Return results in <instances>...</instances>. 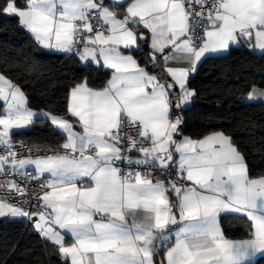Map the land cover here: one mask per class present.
Masks as SVG:
<instances>
[{"label":"snow or ice","instance_id":"6c2138e0","mask_svg":"<svg viewBox=\"0 0 264 264\" xmlns=\"http://www.w3.org/2000/svg\"><path fill=\"white\" fill-rule=\"evenodd\" d=\"M0 15L79 66L59 110H34L0 57V217L30 225L41 260L259 264L264 174L228 130L192 138L183 124L204 58L264 59V0H0ZM242 83L233 103L264 104V80ZM37 121L61 142L14 139ZM225 216L243 221L240 238Z\"/></svg>","mask_w":264,"mask_h":264},{"label":"trees","instance_id":"16d2710c","mask_svg":"<svg viewBox=\"0 0 264 264\" xmlns=\"http://www.w3.org/2000/svg\"><path fill=\"white\" fill-rule=\"evenodd\" d=\"M137 55L143 62V54ZM4 56L13 65L8 74L22 83L30 107L38 110L51 106L59 110L63 82L74 69L78 70V64L67 56L40 48L26 30L17 26L14 18L0 15V57ZM28 64H34L35 70L29 73L26 70ZM0 70H4L2 64ZM245 77L255 78L257 82L264 80V59L250 56L245 49H233L230 55L204 58L190 76V87L196 89L197 95L184 112L183 129L184 134L192 138L211 130H228L245 152L251 173L256 176L264 174V104L238 107L232 102L234 95L245 87L242 83ZM100 79H96V84ZM21 138L30 143L47 141L56 145L61 142L51 127L42 131L35 125L16 132L14 139ZM223 228L230 238H240L243 221L235 216H225ZM42 248L44 243L24 220L0 218V264H53L47 257L40 259ZM259 264H264V258Z\"/></svg>","mask_w":264,"mask_h":264},{"label":"crops","instance_id":"0c3cea01","mask_svg":"<svg viewBox=\"0 0 264 264\" xmlns=\"http://www.w3.org/2000/svg\"><path fill=\"white\" fill-rule=\"evenodd\" d=\"M28 33V32H27ZM29 34V33H28ZM30 35V34H29ZM44 50H46V49H44ZM46 51H48V52H50V53H54V52H52V51H49V50H46ZM56 54H58V53H56ZM138 54H140V53H138ZM209 56H215V55H209ZM193 102V101H192ZM255 103V102H254ZM40 124H42V123H40ZM40 124H37V122L35 123V126H38V125H40ZM48 127H50V126H47V128ZM46 128V129H47ZM1 219H13V220H15V219H20V218H13V217H8V218H5V217H0ZM70 238V237H69Z\"/></svg>","mask_w":264,"mask_h":264},{"label":"water","instance_id":"95a60500","mask_svg":"<svg viewBox=\"0 0 264 264\" xmlns=\"http://www.w3.org/2000/svg\"><path fill=\"white\" fill-rule=\"evenodd\" d=\"M39 130H42V131H45L46 130V128H47V125H45V124H40V125H38V126H36Z\"/></svg>","mask_w":264,"mask_h":264},{"label":"built area","instance_id":"2783aa9c","mask_svg":"<svg viewBox=\"0 0 264 264\" xmlns=\"http://www.w3.org/2000/svg\"><path fill=\"white\" fill-rule=\"evenodd\" d=\"M53 146H55V145H53ZM0 151H2V149H0ZM0 179H3V177L2 176H0ZM21 183H23V181H21ZM0 195H3V193L2 192H0ZM26 223V222H25ZM26 225L28 226V227H30V225H28L27 223H26ZM33 230V229H32Z\"/></svg>","mask_w":264,"mask_h":264}]
</instances>
